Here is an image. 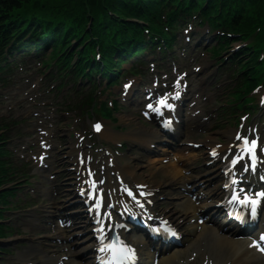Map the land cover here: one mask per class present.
Here are the masks:
<instances>
[{
	"label": "bare ground",
	"instance_id": "6f19581e",
	"mask_svg": "<svg viewBox=\"0 0 264 264\" xmlns=\"http://www.w3.org/2000/svg\"><path fill=\"white\" fill-rule=\"evenodd\" d=\"M152 133H155V131H153ZM171 167L179 176H182L181 169L179 167H176L175 164H172ZM213 175L214 174H211L209 176H213ZM219 192L220 191H217V194ZM168 215L170 214L168 213ZM209 232L215 233L214 238L210 234H208ZM203 236L209 237L208 239L211 241V247H212L211 250L208 251L201 250L200 242ZM85 242L86 244L90 245L89 240L86 239ZM195 244H196V248H198L199 251L203 253L199 255L201 257V261L206 259V261H208V264H224L222 261H233V262L246 261L244 247L241 244L236 243L233 239L220 235L214 228L204 229V232L202 233V235L198 237ZM148 247L150 249L149 252H151V246ZM179 257H180V253L175 252L163 258L159 262V264H174L179 259ZM71 264H82V263L75 262L74 260ZM246 264H252V262L247 260Z\"/></svg>",
	"mask_w": 264,
	"mask_h": 264
},
{
	"label": "trees",
	"instance_id": "16d2710c",
	"mask_svg": "<svg viewBox=\"0 0 264 264\" xmlns=\"http://www.w3.org/2000/svg\"><path fill=\"white\" fill-rule=\"evenodd\" d=\"M29 0H7V2H5V6L7 10H13V9H19L22 6L23 2H28ZM110 3V0H108ZM116 2L119 0H115ZM6 12V11H5ZM2 16H4V14L0 15V32L2 30L3 27V18Z\"/></svg>",
	"mask_w": 264,
	"mask_h": 264
},
{
	"label": "rangeland",
	"instance_id": "374dc122",
	"mask_svg": "<svg viewBox=\"0 0 264 264\" xmlns=\"http://www.w3.org/2000/svg\"><path fill=\"white\" fill-rule=\"evenodd\" d=\"M40 1H45V2H47V1H51V2H53V3H55V4H64V5L66 4V1L69 2V0H40ZM203 57H205L206 59L208 58V57H207V54H203ZM211 86H212V85L209 86V89L211 88ZM219 100H222V98L219 97ZM1 208H4V206L1 207ZM0 256H2L1 261H3V260H5V261H10L9 256H6V255H0Z\"/></svg>",
	"mask_w": 264,
	"mask_h": 264
},
{
	"label": "snow or ice",
	"instance_id": "6c2138e0",
	"mask_svg": "<svg viewBox=\"0 0 264 264\" xmlns=\"http://www.w3.org/2000/svg\"><path fill=\"white\" fill-rule=\"evenodd\" d=\"M126 87H127V86H126ZM161 103H164V105H165L166 107H169V108L172 107L171 104H167L166 101H164V100H162ZM149 107H152V105H149ZM96 127L99 128V125H97ZM252 143H253V145H255V142H254V141H253ZM252 204H253V207H252V213H253V215H254L255 212H256L255 201H252ZM260 239H261V240H264V236H261ZM261 250L264 251V248H261Z\"/></svg>",
	"mask_w": 264,
	"mask_h": 264
}]
</instances>
